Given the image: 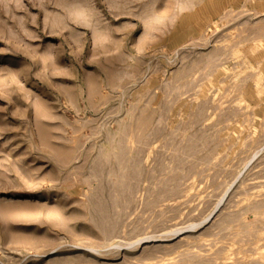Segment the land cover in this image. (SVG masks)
<instances>
[{"label": "rangeland", "instance_id": "374dc122", "mask_svg": "<svg viewBox=\"0 0 264 264\" xmlns=\"http://www.w3.org/2000/svg\"><path fill=\"white\" fill-rule=\"evenodd\" d=\"M0 264H264V0H0Z\"/></svg>", "mask_w": 264, "mask_h": 264}]
</instances>
